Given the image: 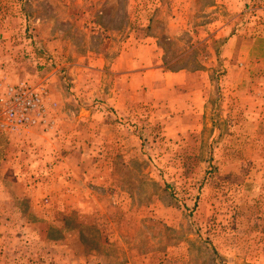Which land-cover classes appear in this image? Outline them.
<instances>
[{"label":"rangeland","instance_id":"1","mask_svg":"<svg viewBox=\"0 0 264 264\" xmlns=\"http://www.w3.org/2000/svg\"><path fill=\"white\" fill-rule=\"evenodd\" d=\"M263 7L0 0V91L55 84L63 114L50 132L0 133V264H264ZM138 32L179 73L177 104L162 107L161 85L142 117L93 107L75 64ZM195 97L208 99L198 124Z\"/></svg>","mask_w":264,"mask_h":264},{"label":"crops","instance_id":"2","mask_svg":"<svg viewBox=\"0 0 264 264\" xmlns=\"http://www.w3.org/2000/svg\"><path fill=\"white\" fill-rule=\"evenodd\" d=\"M231 40H234V38ZM118 44L117 46L113 39L109 44H103L100 51V53H102L100 55L101 58L98 59L99 63L97 64H91L92 66H90L84 63L78 65L75 64L76 62L73 63L82 70V77L76 79V92L80 95L82 92L86 93L90 90L91 94H93L90 101H95L92 105L97 109L102 106L101 101L107 100L108 104L116 111L115 114L113 113L114 116L116 114L121 115L118 112L119 110L123 111V114L126 116H131L129 110L131 109L133 113L138 110V116L142 117V111L143 113L145 112V110H142V107L148 104L147 99L144 98L143 95L147 96L148 94H153L158 96L159 87L161 85H167L162 90L165 95L163 96L164 103L162 107L166 105L169 107L171 105V108H173L177 103L175 102L173 105L175 100H169L168 97L170 96L171 98V94L176 93L177 89L180 90V80L175 81L174 78L176 77L175 75H179V73L170 72L167 74L168 76H165L164 68H167V66L164 64V53L158 44V39L153 37V35L149 36L138 32V34L131 35ZM115 47H117V49H115ZM103 54L107 56L106 60L102 57ZM108 54H111L112 57L109 58ZM86 69L91 71V78L83 75L85 73L83 70ZM107 78H110V80H107ZM173 79L174 81L172 82ZM190 79L192 83L197 80V78L192 76H190ZM165 81L168 82L165 83ZM198 82H200V79L197 83ZM203 83V85L198 83V88L199 91L202 92V95H204L207 81L205 80ZM45 88L49 93L50 106L54 108L56 104L55 109L58 110L61 108L58 110L59 114L56 112V116L59 115L58 117H61L63 115L61 112L62 107L60 106V101L57 100L54 94V89H56L55 84H50V89L47 87ZM76 95L74 96L75 98L78 97ZM202 97L198 99L195 97L189 105L188 103L187 106L184 105L185 109H188V113H186L187 116L192 119L194 118L197 122L196 124H198L199 119L205 115V106L207 105L208 99L205 101ZM72 99L76 103L79 101L78 104L81 102L79 98H77V101L74 98ZM81 111L80 115L90 116L96 114L94 111L87 112L82 108ZM172 114L173 113H171V115ZM66 115L65 113L64 116ZM125 115L124 117H126ZM59 127L60 129L62 128V126L58 125V129Z\"/></svg>","mask_w":264,"mask_h":264},{"label":"built area","instance_id":"3","mask_svg":"<svg viewBox=\"0 0 264 264\" xmlns=\"http://www.w3.org/2000/svg\"><path fill=\"white\" fill-rule=\"evenodd\" d=\"M55 107L50 106L43 85H8L0 91V133L20 134L34 128L53 131L57 127Z\"/></svg>","mask_w":264,"mask_h":264}]
</instances>
